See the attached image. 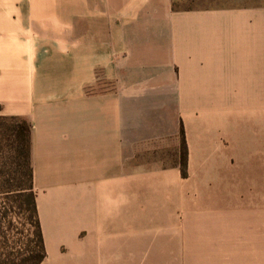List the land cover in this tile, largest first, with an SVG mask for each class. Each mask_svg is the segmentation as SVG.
<instances>
[{
	"label": "crops",
	"instance_id": "1",
	"mask_svg": "<svg viewBox=\"0 0 264 264\" xmlns=\"http://www.w3.org/2000/svg\"><path fill=\"white\" fill-rule=\"evenodd\" d=\"M184 1L0 0L41 264H264V0Z\"/></svg>",
	"mask_w": 264,
	"mask_h": 264
},
{
	"label": "trees",
	"instance_id": "2",
	"mask_svg": "<svg viewBox=\"0 0 264 264\" xmlns=\"http://www.w3.org/2000/svg\"><path fill=\"white\" fill-rule=\"evenodd\" d=\"M36 198L31 124L20 117H0V202L6 203H0V264H41L48 257ZM17 204L31 219L32 243L23 248L14 239Z\"/></svg>",
	"mask_w": 264,
	"mask_h": 264
},
{
	"label": "rangeland",
	"instance_id": "3",
	"mask_svg": "<svg viewBox=\"0 0 264 264\" xmlns=\"http://www.w3.org/2000/svg\"><path fill=\"white\" fill-rule=\"evenodd\" d=\"M223 2V1H229V0H188V1H184V3H181L178 5V7H186L188 5H190L191 7V3L190 2ZM246 1H254V0H246ZM0 17H3V10L0 9ZM173 160L174 163H179L180 162V155H179V151L178 154L173 155ZM2 205H5V200L0 202ZM20 205L17 204L13 211V223L15 226V232L17 233V235L14 237L15 240H18L17 242V246L20 247H26V244L32 243V228H31V219L29 216V213L27 211L22 210L20 207ZM3 207V206H2ZM75 210V209H74ZM68 213H73V211L71 209L67 210ZM76 211V210H75ZM16 212V213H15ZM178 219L180 220V213H178ZM67 219H62V222L58 225L61 227H65V226H69L67 224ZM76 225V224H75ZM74 225V226H75ZM73 226V225H71ZM81 240H84V236L81 237ZM68 239V238H67ZM78 239V238H77ZM85 241V240H84ZM169 241V236L166 235H158L156 237V244H158V248H152L149 250L148 255H151L150 258L153 260L156 259H164L165 254L168 255L169 254V250L167 248L164 247V245L167 244V242ZM143 242V241H142ZM53 247H54V251L59 250V243L57 242V240L54 239L53 242ZM173 252V251H172Z\"/></svg>",
	"mask_w": 264,
	"mask_h": 264
}]
</instances>
